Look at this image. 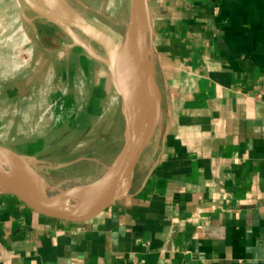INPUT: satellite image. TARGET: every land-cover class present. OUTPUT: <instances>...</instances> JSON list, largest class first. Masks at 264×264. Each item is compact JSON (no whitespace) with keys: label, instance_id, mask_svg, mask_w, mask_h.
<instances>
[{"label":"crops","instance_id":"1","mask_svg":"<svg viewBox=\"0 0 264 264\" xmlns=\"http://www.w3.org/2000/svg\"><path fill=\"white\" fill-rule=\"evenodd\" d=\"M105 7L93 18L124 34L130 0L116 16ZM148 10L161 113L128 194L74 220L0 192V264H264V0H148ZM20 27L34 47L25 67ZM71 42L25 0H0V143L72 162L53 172L93 156L74 153L105 103L114 156L124 140L108 67Z\"/></svg>","mask_w":264,"mask_h":264},{"label":"water","instance_id":"2","mask_svg":"<svg viewBox=\"0 0 264 264\" xmlns=\"http://www.w3.org/2000/svg\"><path fill=\"white\" fill-rule=\"evenodd\" d=\"M25 1L71 37L72 42L67 44L68 47L81 46L89 55L106 64L112 83L121 97L124 140L106 173L93 180L90 186L85 183L68 190L50 183L42 169L54 171L72 162L55 165L0 143V192L19 195L34 208L50 216L88 219L128 194L135 166L148 147L140 143V139L153 119L158 124L160 117L162 95L156 77L148 0H130L129 21L124 34L99 19L89 20L65 0H42L43 4L34 0ZM93 41L101 46L102 53L94 48ZM126 54L134 57L149 84V89L139 99L131 96L118 79L114 62ZM15 170L26 171L20 181L14 176ZM45 191L55 195L53 200L44 201Z\"/></svg>","mask_w":264,"mask_h":264},{"label":"rangeland","instance_id":"3","mask_svg":"<svg viewBox=\"0 0 264 264\" xmlns=\"http://www.w3.org/2000/svg\"><path fill=\"white\" fill-rule=\"evenodd\" d=\"M71 7L79 14L87 17L93 18V15H100V10H102L105 6L107 11L104 13L116 16L118 13V5L120 0H65ZM111 4V6H110ZM104 5V6H103ZM97 12V13H96ZM93 15H92V14ZM105 17H103V20ZM19 25L16 26V28ZM23 33V32H22ZM93 44L96 47L101 48V46L93 41ZM120 101L121 97L118 96ZM59 96L53 97V99L49 103V108H59L62 103L59 100ZM107 100V99H106ZM109 102V100H107ZM121 105V102H120ZM111 107L109 103H105L104 109L102 110V115L98 116L94 121H92L93 129H88L84 131L81 139L78 141L79 146L78 150L74 153V155H85L92 156L82 162H79L73 169H66L61 172H53L48 169H42V172L48 176H57L64 178L66 181H73L77 184V187L84 185L86 182H91L100 175H96V160H100L101 162L107 163L111 162L114 156V144L113 138L116 134V127L114 126L112 120ZM114 108L116 106L113 105ZM117 107L119 105L117 104ZM106 113V114H105ZM90 124V122H88ZM81 144V145H80ZM93 166V167H92ZM87 177V178H86Z\"/></svg>","mask_w":264,"mask_h":264},{"label":"bare ground","instance_id":"4","mask_svg":"<svg viewBox=\"0 0 264 264\" xmlns=\"http://www.w3.org/2000/svg\"><path fill=\"white\" fill-rule=\"evenodd\" d=\"M19 30L23 31L22 33V43H26L29 39L28 34L26 31L23 30L22 27L19 28ZM115 67L118 70V79L124 86V89L129 92L131 96H133L136 99H139L142 95H144L145 91L149 89L148 81L143 74L140 66L134 59V57L130 54H126L120 58H117L114 62ZM157 127V121L153 119L152 123L148 126L146 133L143 134V137L140 139V143L146 144L148 147L153 143L154 136H152V133L156 130ZM96 170L97 173L100 175H103L107 172L111 162H101L100 160H96ZM41 167H43V164H41ZM93 167V166H92ZM25 170H15L14 176L19 181L21 180V177L23 176ZM26 172V171H25ZM50 183L53 185L60 187L64 190L68 189H74L76 188L77 184L73 181H66L64 178L57 177V176H48L46 177ZM87 178V177H86ZM2 182V179L0 177V183ZM91 182H86L87 186H90ZM81 187V186H79ZM55 195H52L50 192H43V198H54Z\"/></svg>","mask_w":264,"mask_h":264},{"label":"built area","instance_id":"5","mask_svg":"<svg viewBox=\"0 0 264 264\" xmlns=\"http://www.w3.org/2000/svg\"><path fill=\"white\" fill-rule=\"evenodd\" d=\"M24 48L22 50H18L16 55L20 58V62L18 63L19 67H25L30 63V58L34 51V47L30 45L29 39L26 43H23Z\"/></svg>","mask_w":264,"mask_h":264}]
</instances>
